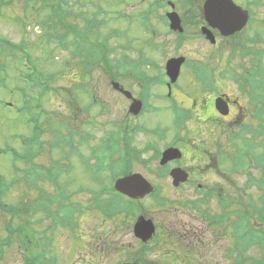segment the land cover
<instances>
[{
    "label": "rangeland",
    "instance_id": "1",
    "mask_svg": "<svg viewBox=\"0 0 264 264\" xmlns=\"http://www.w3.org/2000/svg\"><path fill=\"white\" fill-rule=\"evenodd\" d=\"M28 1L9 0V5L1 9L0 39L25 48L30 58L28 64L32 73L41 77L38 78L39 84L43 86L42 82H47L52 88L47 90L46 86L41 88L40 85L28 87L22 76L31 72L23 63L24 60H18L20 53L15 55L17 59L14 60L10 49L3 52L0 47V176L4 180V186H8L3 188L8 190L1 194L0 201L18 206L22 202L24 205L32 203L37 199L34 182L39 178L46 179L40 187L56 193L54 187L47 182L48 174L53 173L52 169L56 164L63 168L59 175L66 185L65 189L68 187L67 192L75 191L78 194L81 189L79 196L81 197V193L84 195L77 200L87 205L84 210L86 214L83 217L79 214L76 216L79 224L75 233L73 229L58 227L56 234H53L55 236L52 238L51 250L58 264H231L232 260L228 256V251L233 245L231 223H215L216 216L221 212L216 192H219L222 198V194L233 197L227 215L224 213L226 221L245 214L251 220L253 229L262 228L261 233L264 234V223L257 219L258 223L253 209L248 203L242 206L238 201L242 194L239 187L244 188L247 184L246 174L253 172L258 176L259 169L242 171L246 174L241 176H232V173L227 171L234 166L230 157L225 158V152L230 155L234 153V143L228 137L234 126L227 124L225 128L220 129L219 134L216 125L222 121V125L226 124L236 109L229 115L231 117L223 120L217 118L214 123H207L202 119L194 120L189 123L190 130L176 129L169 112L164 113L168 122H164L161 117L163 114H159V120H154L157 123L144 125L143 119H137L136 114L125 119L126 101L112 89L111 77L104 68L103 63L106 60V63L112 66L108 67L117 79L130 78L129 82L133 86L134 76L133 72L130 73L127 69L128 66L137 65L150 77L163 73L166 58L179 56V46L174 42L173 34H169L168 25L160 19L164 18L166 6L159 9V0H64L70 18H62L63 22L60 18H53L50 22L49 18H45L50 15L48 11H44V15L37 14L36 10H33L34 3ZM171 1L177 5L176 10L187 18L189 35L201 34V23L198 22L203 16L202 0ZM233 1L251 12V23L249 29L229 38L218 36L215 49L219 55L212 64L210 53L213 49L207 48V45L200 44L205 48L203 53L195 51L193 45L186 44L181 48L185 50V56L191 59L200 62L209 60L207 63L210 64V71L216 77L226 69L224 75L233 77L232 72H229L228 63L236 69L241 68V73H250L249 71L254 69L255 62L251 56L239 58L241 48L259 51L264 64V0ZM42 8L43 4L37 2L35 9L41 11ZM69 8H72L73 14ZM20 18L24 19V23ZM47 20L49 25L46 24ZM154 38L153 42L163 47L165 53L159 51L160 54L157 49L148 46ZM61 40L64 42L61 43ZM247 40L257 42L252 44ZM78 43L82 46L81 49H77L75 44ZM5 46L6 44L3 48ZM103 55L106 56L105 60H101ZM141 55L142 60L139 59ZM148 60L154 63L152 68L143 66L149 65ZM212 66L216 68L215 73ZM152 69H155V73ZM36 70L38 73H35ZM255 70L259 79L264 80V70L256 67ZM129 82L121 85H127ZM198 85L218 89L219 95L224 99L229 97L233 102L240 104L251 116L243 117L242 123L254 122L256 114L255 109L253 114V108L257 107V99L264 101V91L249 86L251 92L255 93V102L252 93L247 91L246 94L249 95L241 94L235 83L225 79L219 81L218 88L213 82V77H208L207 82H198ZM183 87L186 88V84H183ZM31 99V105L25 104ZM183 100L187 101L186 98ZM8 104H12V107ZM25 105L33 111L29 113L22 110ZM159 106L164 108L165 104L160 103ZM32 116L37 118L38 123L45 129V133L40 135L39 129H43L37 127L33 138L29 122ZM123 120L130 126V129L126 128V134L120 131ZM139 123L142 125H138ZM140 126L157 129L163 139L146 133ZM252 127L254 130L255 127ZM14 134H20V137L15 140ZM222 135L225 136L223 139ZM110 137L113 146H109V149L105 146L110 144L106 143ZM191 142L196 144L191 146ZM67 144L79 147L78 153H69ZM168 145H176L182 149L184 158L179 165L189 176V182L185 179L183 185L178 184L177 188L170 182L165 186L160 185L161 181L155 172L159 165L158 151ZM8 146L15 148L19 155L26 154L28 158H32L31 161H35L34 166L23 162L14 163L10 154L3 153ZM91 147H101L100 154L106 161L103 167L99 166L104 171L96 178L82 161L86 157L91 159L89 154L94 150ZM198 149L199 152L194 151ZM141 150H145L144 153L140 152ZM80 155L84 157L81 159ZM137 159L144 167L136 163ZM223 159L225 161H222ZM65 163L68 170L64 169ZM90 163L95 164V160ZM149 166L151 172L145 169ZM107 167L117 169L118 177L126 176V167L144 175L147 173L146 178L153 184L160 185L166 192L168 201L162 199L160 202L151 198L136 201L128 197L129 200L126 195L119 194V201L123 203L104 208L111 211L114 207L113 212H117L118 207H121V212L124 213L125 205L129 204V201L140 206L144 204L148 209L143 216L146 220L153 221L158 228L154 232L150 224L146 225L152 236L147 242L148 251L142 252V246L133 236L130 229L131 220L122 225L124 222L119 218L106 220V216L97 210H88L89 203L91 205V199L88 197L91 190L99 192L96 197H101L110 195V191L116 189L114 184L117 180L109 184L106 177L109 175L106 173ZM233 177L236 180H233ZM102 185L106 186L105 190L109 192L101 190ZM1 188L0 182V190ZM135 188L138 189V186ZM42 216L48 219L45 214L34 219H41L46 224L45 230L44 227L36 228V231L40 232L39 238L43 239L53 235L51 231L44 234L52 220L49 222V218L44 221ZM20 220L26 221L24 218ZM20 220L16 219L14 224H20ZM3 222L4 218L0 216L2 236L5 235ZM43 242L47 243L45 239ZM18 250L15 247L9 251V255L13 257L10 263L21 264L22 252ZM244 252L247 264H253L258 250L248 249Z\"/></svg>",
    "mask_w": 264,
    "mask_h": 264
},
{
    "label": "trees",
    "instance_id": "2",
    "mask_svg": "<svg viewBox=\"0 0 264 264\" xmlns=\"http://www.w3.org/2000/svg\"><path fill=\"white\" fill-rule=\"evenodd\" d=\"M8 1L9 0H0V11L3 7L9 5ZM12 1L14 0H11V2ZM36 2L43 4V10L40 11L36 9L37 14H43L44 11H48L50 13V15L47 17L45 16V18H70V12L65 9L64 0H40ZM36 2H34V5H36ZM69 10L72 12V8H69ZM0 15H2L1 12ZM3 43H8L13 45V47L15 46L18 48L16 44L9 41L7 42V40L1 38L0 44L2 46H4ZM103 57L106 59L105 55H103ZM35 79L38 80V78ZM258 120L261 123L257 121L258 126L251 140H242V144L245 145L243 146L241 154L238 156V161L236 163L238 166L241 165L242 167H245L248 163V161L244 159L247 153V148H260V151L256 157V169H259L257 170L258 176H254L253 174L249 175V180L246 186L244 188H240L242 194L240 195V199H238V201L242 206L248 203L247 205H249V207H251L255 213V219H258L260 222L264 223V116L258 117ZM44 130L45 129H39V134L43 135L42 133H45ZM243 135L244 133L242 136ZM240 136L241 135H238L236 137L237 141ZM10 154L14 156V160H23V162L24 160L26 161V154L19 155L14 150H11ZM62 169V167H59V165L56 166L55 164V167L52 169V171L56 174L51 173L47 180L48 183L56 185V193H51L40 187V184L46 179L39 178L38 180L36 179V182H34V188L37 191V199L32 203L24 205L22 202L20 206H18L14 203H5L0 201V216L4 218L3 227L5 231L4 236L0 235V264H12L10 261L13 257L9 255V251L15 247L17 250L19 249L18 251L22 252L21 264H58V260L56 259V256L54 257L51 250V244L53 243L52 238L54 239L55 236L53 234H56L58 227L75 229L79 223L76 216L79 214L81 215L80 217H83V215L86 214L84 209L87 207V205L85 206L84 202H79L77 200V198L81 199L82 195H84L81 193V197L79 196L81 189L79 190L78 194H75V196L71 192H67L68 187L65 189L66 185L64 182H60L59 172H61ZM125 169H127V167ZM66 170L68 169L66 168ZM101 170L103 171V169ZM115 171L116 169L110 172L111 177L115 176ZM3 181L4 180L2 176H0V182L2 184L0 198L2 197L1 194L8 190L3 189L8 187L4 186L5 184ZM252 188L255 190H251ZM88 197L91 199V205L89 203L88 210H97L98 213L106 216V220H109V218H112V216L115 215L113 212L114 207L111 208V211L104 209L105 206H109L110 203H112V205L119 204L114 196H110L108 198L104 196V199L106 200L102 199L101 197H96V195L93 196L89 194ZM227 200L228 198L223 199L222 203ZM222 203H220V205L223 210H221V212L216 216L215 223L218 224L219 222L222 223L224 221L225 222L223 224L225 225L231 223L233 245L230 247L231 250L228 251V256L232 260L231 264H247V258L245 257L244 250L248 249H251V251L258 250V255H256L257 258L254 259L253 264H264V234L261 233L262 228L257 230L253 229L251 220L245 214H240V216L235 217L234 220L229 219L226 221L225 217L228 212L227 209H229V203L227 202V205H223ZM225 212L226 215L224 214ZM246 212L249 213V211ZM41 214H45L48 218L45 219V217L42 216L44 221H48L49 218V222L52 220V224H49L47 231L44 232L45 234L46 232L49 233V231H51V235H53L51 237L45 236V238H43L47 241V243H44L43 239L39 238L38 233L40 232L36 231L37 227H44V230L46 229L45 222L43 223L41 219H34L35 217L38 218V215ZM30 217L31 219H29ZM20 218H24L26 221L20 220ZM16 219H19L21 223L15 225L14 222ZM260 225L263 224L260 223ZM29 231H32L33 233L30 234ZM235 253L237 254L235 255Z\"/></svg>",
    "mask_w": 264,
    "mask_h": 264
},
{
    "label": "flooded vegetation",
    "instance_id": "3",
    "mask_svg": "<svg viewBox=\"0 0 264 264\" xmlns=\"http://www.w3.org/2000/svg\"><path fill=\"white\" fill-rule=\"evenodd\" d=\"M181 21L183 24L182 26L183 33L181 34L182 36H178L176 33H172L174 34L173 35L174 42L177 44L181 42L179 50H178L179 56H172L170 58L168 56L166 58V66L170 60L178 59L180 57H184L186 59L185 63L181 67V72H180V76L178 80L176 82H172L171 79H169V77L166 75L167 71H164L163 73L158 74V76H153L156 82L149 86L146 84L144 77L140 76L139 74L134 73L131 70L130 73L133 72V76H134L133 80L135 82V85L134 86L131 85V83L129 82L130 78H126L125 81H123V84L129 82L127 85L126 84L123 85L124 87L123 90L131 94V95L129 94L122 95L123 99L126 101V106H125V109H127L126 118L132 115L130 113L131 106L135 104V102L143 101V108L140 111V114L137 116V119L139 120L143 119L144 125L150 126L151 124L157 123V122H154V120L155 119L157 121L159 120V118L157 117L159 114H163L161 115L162 120L164 122H168L167 116H165L164 113L169 112L172 115V121L176 129L190 130V124L193 123L194 120L202 119L203 121H207V123H210L211 120L215 122L217 118H219V120H223L226 117H228L232 113L233 110L236 109L235 114L232 117L229 116L231 118L230 120L226 122V124L222 125L223 121L219 122V127L217 126V128L220 134V129L225 128L227 124H232L234 122L238 123L239 121H241L243 117L245 116L250 117V115H248V113L242 108L240 104L233 102L231 98H227L228 115L222 116L221 114L218 113L215 107L216 98L213 96V94L210 93L209 87L207 85H203L202 87L198 85V82L200 81L207 82L208 76L214 75L210 72V64L207 63V61L209 60L207 61L205 60V62H200L195 59H191L185 56L184 54L185 50L181 48L184 47L186 44L193 45V49L195 51L203 53L205 48L204 46H200V44H205L207 45L206 46L207 48L210 47L211 49H213L210 53V58L213 53H216V55H219L218 51L214 47H211V45L209 46L208 44L209 42L204 36H201V34L189 35L190 32L188 30L187 18H181ZM199 23H201L200 31H202V29L205 27L211 30L214 36L215 35L217 36L216 34L217 32L209 28L204 18H201L198 24ZM159 51L163 53L166 52L163 47L160 50H158V52ZM215 58L216 57H213L211 58V60L214 61ZM190 62H195L196 67H194L193 64ZM211 68L214 69L213 66ZM195 72L199 73L198 78ZM186 75H188V78H186ZM219 81H222V79L217 78L215 81V83L217 84V88L219 87ZM183 84H186V88L183 87ZM159 91L163 93L160 94ZM183 98H186L187 101H184ZM156 101L157 102L159 101V103L155 104ZM160 103L165 104L164 108L159 106ZM233 103H236L237 105ZM180 118L183 121L184 126L187 123L185 127L183 125H181V127L178 125L180 123ZM138 125H142V124L139 123ZM125 128L130 129V126H128V124L126 123ZM140 128L144 129L146 133L154 135L157 138L163 139V137H161V132L158 131L157 129H150V128L143 127V126H140ZM157 134L160 136L158 137ZM177 138L181 139L180 137H177ZM192 144L195 145L196 143L193 142ZM203 144H205L204 141H203ZM199 145H201V143ZM170 148H177V146L176 145L166 146V148L160 151L161 155L163 151L170 149ZM194 151L199 152V149L194 150ZM183 158L184 156L179 160L169 161L166 165H163V166L160 165L164 167L163 168L164 175H161L162 173L161 170L155 171L159 181H161V183L158 182L160 185L165 186L167 185V183L170 182V184L173 186L174 180L171 177L170 173L171 171L173 172L175 169L182 168V166L179 165V163L181 162V160L183 161ZM188 182H189V179H188ZM188 182H185V184ZM160 185L156 184L155 195L159 194L158 195L159 197H165L166 192L160 188ZM182 185H183V182L179 184V186H182ZM173 187L177 188L178 186L177 187L173 186Z\"/></svg>",
    "mask_w": 264,
    "mask_h": 264
},
{
    "label": "water",
    "instance_id": "4",
    "mask_svg": "<svg viewBox=\"0 0 264 264\" xmlns=\"http://www.w3.org/2000/svg\"><path fill=\"white\" fill-rule=\"evenodd\" d=\"M206 18L209 20L212 26H218L224 35L234 33L240 30L246 23L248 18L245 12L235 7L231 0H208L206 4ZM170 18H177V16H169ZM181 62H172L169 64L168 71L169 75L176 79L179 75ZM141 179L134 182L131 178L121 179L117 182L116 188L123 194L131 197H137L135 187L141 185ZM149 224L142 220L141 224L138 225V229L141 227L143 230L139 231L140 235L144 239H148L150 231L146 228Z\"/></svg>",
    "mask_w": 264,
    "mask_h": 264
}]
</instances>
